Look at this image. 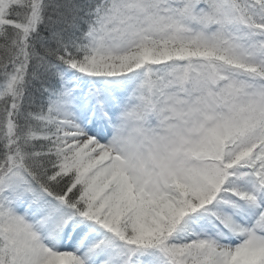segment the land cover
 <instances>
[{
    "label": "snow or ice",
    "instance_id": "obj_1",
    "mask_svg": "<svg viewBox=\"0 0 264 264\" xmlns=\"http://www.w3.org/2000/svg\"><path fill=\"white\" fill-rule=\"evenodd\" d=\"M0 264H264V0H0Z\"/></svg>",
    "mask_w": 264,
    "mask_h": 264
}]
</instances>
